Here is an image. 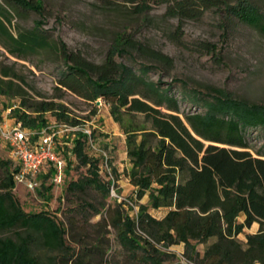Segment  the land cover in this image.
<instances>
[{"label":"trees","instance_id":"obj_1","mask_svg":"<svg viewBox=\"0 0 264 264\" xmlns=\"http://www.w3.org/2000/svg\"><path fill=\"white\" fill-rule=\"evenodd\" d=\"M118 1V0H106ZM136 13L148 11L151 4L169 3L168 16L195 19L208 10L225 12L226 18L246 24L264 33V13L249 0H122ZM36 13L29 30L9 28L20 13ZM43 4L39 0H0V40L11 56L24 58L41 50H52L62 60L57 84L88 103L104 102L109 115L125 135L124 146L130 168L125 175L135 189L138 204L134 217L122 204L106 205L111 181L100 176L101 158L89 155L88 137L76 134L71 142L73 156L56 147L68 165L72 160L86 169L85 175L69 181L65 197L70 199L96 191L103 197L99 203L103 217L100 229L112 228L116 243L129 264H166L175 257L172 246L183 247L185 264H264V155L251 153L248 133L264 130V106L237 99L225 90L214 87L206 93L188 88L180 82L181 96L173 92V84H162L148 78L152 70L170 66L171 59L153 51L126 33H119L101 64L90 63L72 53L62 42L51 43L48 31L42 30ZM207 54L215 55L216 47L200 43ZM135 55L153 65L136 63L132 68L115 57L134 60ZM10 77L9 72H0ZM12 83L0 78V96L12 95ZM187 101L195 112H180ZM31 113L52 112L67 124H80L66 116L59 104L21 101ZM95 114L93 111L92 115ZM18 120L25 116L13 112ZM24 120V119H23ZM29 125L35 121L24 120ZM92 137V134H91ZM16 164L0 157V264H109L105 236L93 243H80L75 250L66 242L68 227L79 223L77 216L101 213L91 202L78 198L71 208L67 223L55 213L26 210L15 196L13 174ZM55 172L44 165L38 174L40 187L35 191L51 201V183ZM66 178V177H65ZM65 183V180H64ZM166 210L154 218L150 210ZM90 214V215H89ZM244 217L242 222L239 218ZM257 225V232L246 233L244 242L238 236ZM200 245L204 248L199 251Z\"/></svg>","mask_w":264,"mask_h":264},{"label":"rangeland","instance_id":"obj_2","mask_svg":"<svg viewBox=\"0 0 264 264\" xmlns=\"http://www.w3.org/2000/svg\"><path fill=\"white\" fill-rule=\"evenodd\" d=\"M43 4L42 30L48 31L49 41H62L72 53H78L88 62L101 64L105 55L113 45V39L119 33H126L153 51L168 56L171 65L152 70L148 78L162 84H173V92L180 99V82L188 85L189 89L206 93L209 87L225 90L237 99L246 100L252 104L264 106V33L246 24L226 18L225 12L208 10L195 19L173 18L168 16L166 7L169 3L151 4L148 11L136 13L133 7L122 0H39ZM264 13V0H249ZM234 5L235 0H227ZM35 20H40L36 13H20L13 20L9 30L16 35L15 30H29ZM200 43H210L216 47L215 55L207 54L201 49ZM117 63H124L132 68L136 63L153 65L136 56L135 59L115 57ZM62 67V60L52 50L46 49L24 58L10 55L0 40V72L6 70L10 77H2L12 83V95L0 96V123L10 125L21 124L27 133L32 134L31 143L34 146L40 132L49 124H64L52 112L38 114L29 112L21 101L34 106L36 102L59 104L64 108L66 116L73 118L83 125L91 134L92 147L88 149L90 156L101 158L100 176L104 183L109 181L110 196L106 205L122 204V209L128 212L130 218L138 210V204L145 203L147 197L140 201L135 199V189L129 184L125 175L130 168L125 154V135L109 115V106L104 102L88 103L76 97L57 84L58 69ZM93 111L95 114L92 115ZM195 112L187 101L181 102L180 112ZM13 112L21 113L25 117L17 119ZM35 121L29 125L24 120ZM71 133H60L56 147L66 151L67 157L72 154ZM251 153L256 151L264 155V130H250L248 133ZM0 157L11 160V150L0 140ZM66 166L67 158H64ZM69 173L64 176L63 183L53 186L52 199H43L38 193H30L23 186L14 191L19 204L26 210H45L55 213L59 220L67 223L73 213L71 208L81 198L91 202L101 213L87 217L77 216L79 223L75 227H68L66 242L77 250L78 242L93 243L98 236H105L108 248L111 249L106 257L109 264H129L124 259L122 250L116 243L113 229L98 231V223L104 216L99 203L103 197L99 192L89 191L85 196L70 199L65 197V188L69 181H76L85 175L86 169L79 167L72 158ZM66 177V178H65ZM65 180V183H64ZM138 203V204H137ZM73 205V206H72ZM77 205V204H76ZM166 210H150L154 218H161ZM244 217L239 218L242 222ZM257 225L238 236L242 242L245 234L256 233ZM200 245L199 251H202ZM175 254L166 264H185L182 258L183 247L172 246L170 252Z\"/></svg>","mask_w":264,"mask_h":264},{"label":"built area","instance_id":"obj_3","mask_svg":"<svg viewBox=\"0 0 264 264\" xmlns=\"http://www.w3.org/2000/svg\"><path fill=\"white\" fill-rule=\"evenodd\" d=\"M79 132L87 135L88 145L92 147L91 133L81 124L74 126L67 123L49 124L40 132L38 141L33 146L31 143L33 135L27 133L21 124L7 126L0 123V140L11 150L17 167L13 174L15 188L23 186L28 192L34 193L41 185L37 176L44 165H51L55 172L51 183L55 186L61 185L66 162L57 151V138L60 133H71L76 136Z\"/></svg>","mask_w":264,"mask_h":264},{"label":"crops","instance_id":"obj_4","mask_svg":"<svg viewBox=\"0 0 264 264\" xmlns=\"http://www.w3.org/2000/svg\"><path fill=\"white\" fill-rule=\"evenodd\" d=\"M5 124H6L7 126H11L10 124H7V123H5ZM253 225H256V224H253ZM253 225H252V226H253ZM252 234H253V233H252Z\"/></svg>","mask_w":264,"mask_h":264}]
</instances>
